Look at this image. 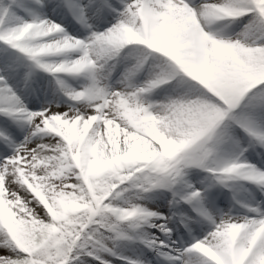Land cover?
Returning a JSON list of instances; mask_svg holds the SVG:
<instances>
[{"label":"snow or ice","instance_id":"6c2138e0","mask_svg":"<svg viewBox=\"0 0 264 264\" xmlns=\"http://www.w3.org/2000/svg\"><path fill=\"white\" fill-rule=\"evenodd\" d=\"M0 264H264V0H0Z\"/></svg>","mask_w":264,"mask_h":264}]
</instances>
